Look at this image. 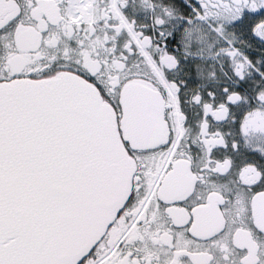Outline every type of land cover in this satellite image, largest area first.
<instances>
[{
	"label": "snow or ice",
	"instance_id": "6c2138e0",
	"mask_svg": "<svg viewBox=\"0 0 264 264\" xmlns=\"http://www.w3.org/2000/svg\"><path fill=\"white\" fill-rule=\"evenodd\" d=\"M0 264H264V0H0Z\"/></svg>",
	"mask_w": 264,
	"mask_h": 264
}]
</instances>
